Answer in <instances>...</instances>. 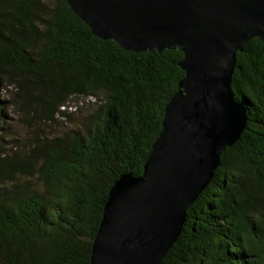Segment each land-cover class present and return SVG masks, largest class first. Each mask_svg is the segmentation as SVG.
<instances>
[{"label":"trees","instance_id":"obj_1","mask_svg":"<svg viewBox=\"0 0 264 264\" xmlns=\"http://www.w3.org/2000/svg\"><path fill=\"white\" fill-rule=\"evenodd\" d=\"M183 57L102 40L67 0H0V264H90L110 191L143 173ZM231 85L247 127L161 264H264V42L237 53ZM9 107L44 125L28 144L7 141Z\"/></svg>","mask_w":264,"mask_h":264},{"label":"water","instance_id":"obj_2","mask_svg":"<svg viewBox=\"0 0 264 264\" xmlns=\"http://www.w3.org/2000/svg\"><path fill=\"white\" fill-rule=\"evenodd\" d=\"M102 40L135 53L178 49L185 76L141 175L112 187L90 264H161L221 154L247 127L232 90L237 53L264 42V0H67Z\"/></svg>","mask_w":264,"mask_h":264},{"label":"rangeland","instance_id":"obj_3","mask_svg":"<svg viewBox=\"0 0 264 264\" xmlns=\"http://www.w3.org/2000/svg\"><path fill=\"white\" fill-rule=\"evenodd\" d=\"M8 95V93H7ZM2 97V95H1ZM7 121H9V126H10V134L7 136V141L11 140L13 143L16 145H25L28 144L31 141L32 138V133L33 130L36 128H42L44 125H40L37 122V118H31V115L28 114L27 110H15L14 108H8L7 112ZM75 115V120L78 121L79 115L78 113L74 114ZM25 118H30V119H25ZM60 129V127H58Z\"/></svg>","mask_w":264,"mask_h":264}]
</instances>
